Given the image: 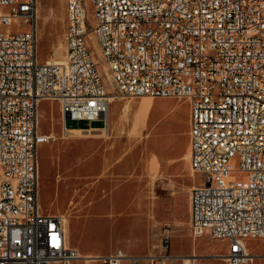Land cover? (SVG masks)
Here are the masks:
<instances>
[{
    "label": "built area",
    "instance_id": "built-area-1",
    "mask_svg": "<svg viewBox=\"0 0 264 264\" xmlns=\"http://www.w3.org/2000/svg\"><path fill=\"white\" fill-rule=\"evenodd\" d=\"M90 1L91 12L65 0L58 62L37 56V0H0V39L14 48H0V264L77 257L62 214L38 201V145L50 136L37 129V106L53 98L63 117L106 125L109 96L89 33L118 94L188 99L189 161L201 174L189 192L190 228L225 239L228 263L240 264L245 239L264 237V0ZM169 236L163 224L165 246ZM123 254L115 248L102 263ZM168 255L147 258L166 264Z\"/></svg>",
    "mask_w": 264,
    "mask_h": 264
},
{
    "label": "rangeland",
    "instance_id": "rangeland-1",
    "mask_svg": "<svg viewBox=\"0 0 264 264\" xmlns=\"http://www.w3.org/2000/svg\"><path fill=\"white\" fill-rule=\"evenodd\" d=\"M84 2L91 12L92 2ZM37 10V56L61 61L65 0H37ZM89 34L104 87L113 94L108 132L66 134L57 100L44 98L38 106L39 129L51 132L38 148V201L43 210L62 214L66 241L86 256L66 264H103L100 254L115 248L128 255L121 264H148L147 254L168 252L173 246H183L188 254L184 260L194 257V264H229L224 258L225 239L195 236L190 228L189 190L200 180V172L191 167L188 157V99L118 94ZM103 122L101 117L64 118L66 126ZM164 223L170 227L168 247L162 240ZM245 254L252 258L240 264H264V237L245 239ZM170 264L177 263L170 260Z\"/></svg>",
    "mask_w": 264,
    "mask_h": 264
},
{
    "label": "crops",
    "instance_id": "crops-1",
    "mask_svg": "<svg viewBox=\"0 0 264 264\" xmlns=\"http://www.w3.org/2000/svg\"><path fill=\"white\" fill-rule=\"evenodd\" d=\"M44 99V98H43ZM42 100V99H41ZM40 101V100H39ZM113 100H109V103H108V109H107V111H108V115H109V119H108V116H107V123H106V125H105V123L103 122V123H101V124H99V125H89V126H85V127H80V126H78V125H72V126H66L65 124H64V118L65 117H63L62 116V114H61V112H60V114H61V116H62V129L64 130V132L67 134L69 131H75L76 133H79L78 135H80V134H100V133H106L103 129H102V127H105V126H107V128H108V124H109V120H111V117H112V114H113V112H114V107L115 106H112V107H110V103L112 102ZM115 101V100H114ZM58 102V101H57ZM59 105V104H58ZM38 106H39V102H38ZM37 106V109L39 108ZM188 109H189V101H188ZM59 111H60V109H59ZM40 121V120H39ZM188 130H189V117H188ZM88 127H94V128H88ZM95 127H97V128H95ZM83 128V129H82ZM84 128H86V129H84ZM37 129H38V131L39 132H43L41 129H39V126H38V121H37ZM99 130V131H98ZM187 130V133H188V147H189V149H190V145H189V131ZM84 131H86V132H84ZM92 131V132H91ZM43 133H46V134H51V132H49V133H47V132H43ZM46 142V141H45ZM43 143V142H42ZM39 145H40V143H39ZM39 145H38V148H39ZM188 157H189V154H188ZM39 159H40V157H39ZM190 162V161H189ZM40 163H39V160H38V170H39V178H40V175H41V173H40V165H39ZM198 171V170H197ZM200 180H201V174H200ZM200 180L198 181V182H196L195 184H193V185H196V184H198V183H200ZM38 184H39V181H38ZM38 184H37V189H38ZM192 185V186H193ZM191 186V187H192ZM190 187V188H191ZM189 192H190V190H189ZM67 219V218H66ZM189 219H190V200H189ZM164 224H168V223H164ZM66 232H67V227H66ZM169 240H170V236H169ZM68 243V242H67ZM69 245V244H68ZM70 246H72V245H70ZM168 246H169V243H168ZM167 246V247H168ZM72 247H75V246H72ZM76 248V247H75ZM183 250H186V249H183V246H179V247H175V246H173V248L171 249V250H169L168 249V253H169V255L166 257V264H170V260H172V261H174L175 263H177V264H183V255L184 254H186V255H188L187 253H183ZM112 251V250H111ZM111 251H109V252H111ZM109 252H106V253H103V254H100V257L102 256V255H105V254H107V253H109ZM80 254H81V252H79ZM82 255V254H81ZM148 255V254H147ZM125 257V256H124ZM124 257H122L121 259H120V264L122 263V259L124 258ZM179 259H180V263H179ZM190 260V259H189ZM148 264H149V262H148ZM193 264H194V261H193Z\"/></svg>",
    "mask_w": 264,
    "mask_h": 264
},
{
    "label": "bare ground",
    "instance_id": "bare-ground-1",
    "mask_svg": "<svg viewBox=\"0 0 264 264\" xmlns=\"http://www.w3.org/2000/svg\"><path fill=\"white\" fill-rule=\"evenodd\" d=\"M37 18H38V10H37ZM38 27V23H37V26H36V28ZM37 30V29H36ZM90 35V34H89ZM90 37V36H89ZM91 37H92V35H91ZM93 44H95L94 45V47H96L97 48V51L99 50V48H98V46L96 45V43H93ZM0 48H2V52H3V54L4 55H14V48L11 46V45H2V41H1V39H0ZM93 57H94V59H95V61L98 63V57H97V55L96 54H94V52H93ZM64 59V56H63V58H62V60ZM61 60V61H62ZM48 61H58L59 62V60H48ZM106 65V64H105ZM0 70H1V62H0ZM109 72V71H108ZM110 74V73H109ZM103 75V74H102ZM108 96H109V100L111 101V99L113 98V94H111L110 92H108ZM109 111V110H108ZM108 111H107V116H108V119H109V115H108ZM37 121H39V108L37 109ZM88 128H94V127H88ZM95 128H97V127H95ZM102 129L105 131V132H108L107 131V126H105V127H102ZM99 131V130H98ZM84 132H86V131H84ZM92 132V131H91ZM49 136H51V134H48ZM48 139H49V137H47L45 140H43V141H41L40 143H42V142H45V141H48ZM189 154V153H188ZM194 169V168H193ZM37 176H38V181H39V170H38V162H37ZM38 181H37V183H38ZM38 197H39V189H38ZM65 220H66V218H65ZM65 231H66V226H65ZM66 244H68L67 242H66ZM76 251V250H75ZM124 253V252H123ZM76 255L79 257V256H81V257H85L86 258V256H84V255H81L78 251H76ZM123 255H125V257L126 256H128V255H126L125 253L123 254ZM245 255H247V254H245ZM91 256V255H90ZM224 258H226L225 257V255H224ZM245 258H249V259H251L252 258V256H248V257H245ZM191 259L194 261V257H191Z\"/></svg>",
    "mask_w": 264,
    "mask_h": 264
},
{
    "label": "water",
    "instance_id": "water-1",
    "mask_svg": "<svg viewBox=\"0 0 264 264\" xmlns=\"http://www.w3.org/2000/svg\"><path fill=\"white\" fill-rule=\"evenodd\" d=\"M64 117H68V116L64 115Z\"/></svg>",
    "mask_w": 264,
    "mask_h": 264
}]
</instances>
